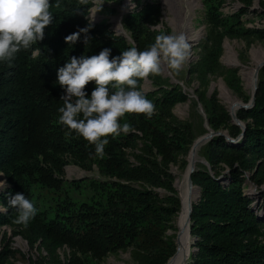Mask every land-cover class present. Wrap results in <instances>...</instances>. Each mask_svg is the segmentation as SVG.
<instances>
[{
    "label": "trees",
    "instance_id": "16d2710c",
    "mask_svg": "<svg viewBox=\"0 0 264 264\" xmlns=\"http://www.w3.org/2000/svg\"><path fill=\"white\" fill-rule=\"evenodd\" d=\"M224 1L216 0L213 11L208 13L210 29L200 45L199 59L190 68L199 75L225 67L219 58L222 39L227 34L264 35L261 29L243 26L240 20L253 0H241L244 8L223 18L217 7ZM50 2L55 18L46 27L44 39L33 45V49H40L39 55L33 59V49L22 50L10 63L0 62V173L8 182L0 190V226L19 227L16 233L31 246L41 242L48 252L67 245L89 255L91 264H98L108 253L127 248L137 264H164L176 249L175 233L166 231L175 229L172 220L181 210L171 167H186V156L196 133L191 121L175 125L165 120L166 116L175 120L171 108L185 101L187 94L179 84L169 83L160 74L148 77L154 88L144 92L156 106L153 117L129 114L128 122L136 131L108 138L105 155L98 161L115 179L92 182L100 198L59 204L52 216L38 211L27 228L12 223L14 211L7 204L8 193L20 192L33 201V182L60 187L64 154L85 159L95 153L94 146L74 132L67 134L68 130L58 123V108L63 104L60 97L64 94L56 82L58 69L72 56L90 57L111 48L112 58L132 46L124 35L110 28L109 22L88 21L92 0L86 5L80 0ZM158 13V5L147 1L140 9L127 11L123 18L140 50L159 34L146 27ZM84 28H89L87 44L84 32H80L76 43H66V36ZM224 73L228 85L239 91L237 69L225 67ZM95 87V81L86 86L89 97ZM197 96L212 129H232L233 137L242 133V128L230 122L228 111L207 96L205 88ZM236 115L245 123L240 138L227 142L223 135H213L200 146L206 163L197 164L191 172L192 183L199 187L200 195L192 202L190 234L195 238V250L190 252L186 264H264V219L254 209L253 199L244 192L242 175L251 163L264 159V64L258 71L253 105L241 107ZM133 147L136 149L131 151V160L126 149ZM222 161L229 167L225 182L217 168ZM256 176L257 182L264 180V166L258 168ZM155 188H162L167 194L161 196ZM262 195L264 213V192ZM6 246L0 251V264L6 259Z\"/></svg>",
    "mask_w": 264,
    "mask_h": 264
},
{
    "label": "rangeland",
    "instance_id": "374dc122",
    "mask_svg": "<svg viewBox=\"0 0 264 264\" xmlns=\"http://www.w3.org/2000/svg\"><path fill=\"white\" fill-rule=\"evenodd\" d=\"M147 1L153 2L158 5L159 13L155 18L146 23V27L150 30H156L159 34L164 32L166 34L180 33L183 32L187 39L190 34L197 33V37L188 39L191 49L190 55L186 60L183 68L178 73L169 69L166 64H162L160 75L163 78H167L171 84H179L187 94V99L183 102L176 103L172 108L171 112L175 116L174 121H170L166 116V121L178 125L183 121H191L193 123V130L196 133L194 140L202 134H207L210 131L206 128L209 126L207 121L206 110L200 100L198 99V91L205 88L207 96H212L214 100L220 103L229 113L230 122L242 127L240 123H236L232 120L231 111L234 105H237L238 101L241 104L237 106L235 112L242 107V103L248 102L251 91L247 89L245 82V74H253L252 81L255 78V61L257 58L264 56V35L256 33L253 35H236L234 32L227 34L222 39L221 43V54L220 64L228 68H236L237 74L240 78L241 89L239 91L234 90L228 85L224 68L216 70L211 74L199 75L197 72L192 71L190 68L199 59L200 45L204 42L207 37L208 30L210 29V22L208 19V13L213 11V7L216 5V0H200L195 8L194 13L191 16L192 29L191 31L185 30L181 27L179 21L180 17L178 14L177 0H103V6L101 9L98 6L92 4L88 10L87 19L90 23H96L100 21H106L110 23V28L115 32L117 28V22L114 20L115 17H119L122 27L125 32H115L116 34H126L130 39H127L132 46H136L132 39L130 32L125 28L123 18L127 11L131 9H140ZM244 8V3L241 0H225L222 5L217 7V12L221 13L223 18L236 13ZM197 9V10H196ZM240 20L242 25L251 28L261 29L264 33V0H253L251 5L248 6L247 10L241 15ZM228 24V23H227ZM234 25V24H233ZM236 25V24H235ZM227 25L223 28L225 30ZM190 33V34H189ZM231 46V52L236 60L234 64L227 62L226 58V46ZM154 85L152 80L147 78L141 83V90L147 92L152 90ZM236 114V113H235ZM165 117L164 114H161ZM237 119L245 124L243 120ZM129 121V116L126 115L122 122ZM205 128L206 131H201V128ZM214 130V129H213ZM223 135L227 142H236L241 134L232 136L233 130L225 127H221L218 130ZM109 138V137H108ZM196 140V141H197ZM193 144V142H192ZM191 144V145H192ZM191 150L193 147H191ZM189 148V150H190ZM136 147L127 148L126 152L132 160L131 151L135 150ZM188 150V153H189ZM191 152V151H190ZM94 153V152H93ZM189 154L186 159L188 162ZM65 164L63 166V173L60 175V187L55 188L51 186H45L40 182H33L31 184L32 199L33 203L38 208V211H45L49 216L53 215V212L57 205L66 203H81L90 202L93 199L100 198V192L94 188L93 181H111L114 176L107 174L104 168L99 164V157L92 154L91 157L81 159L77 155L66 153L63 155ZM198 163H206L204 158L200 155ZM236 164V163H235ZM264 166V159L259 158L255 163H251V166L246 167L242 170L244 176V192L253 199V207L257 213L264 219V213L261 208L262 204V193L264 192V180L257 182L256 172L259 167ZM172 172L175 174L174 187L177 194L182 196L183 188L189 187L188 180L183 181L179 184V178L185 175L187 169L179 168L178 165H172ZM195 168V167H194ZM222 171L220 178L225 182L227 180V174L229 167L226 162H220L217 166ZM183 174V175H182ZM187 183V184H186ZM134 185L138 186V183ZM8 186L6 178L0 173V190L5 189ZM155 192L159 195L164 196L167 191L162 188H155ZM197 199V198H196ZM194 199L193 201H195ZM182 209V204L180 202ZM0 209L2 206L0 204ZM180 210V209H179ZM181 211V210H180ZM180 212L176 213L173 217L172 223L175 229H168L166 233H175L176 231L179 236V228L177 226V218ZM19 227L14 225H1L0 226V251L2 247L7 245L5 252L6 259L3 264H91L92 260L89 255L74 251L71 247L63 245L58 247L51 252L45 248L41 242H37L31 246L26 238L20 233H16ZM191 235L188 232V237ZM193 240V236L191 235ZM179 240V238H178ZM191 243V251L193 250ZM179 251V248H178ZM178 254V252H177ZM190 255V253H189ZM45 256V258H43ZM186 262L190 261L189 257ZM185 262V263H186ZM98 264H137L132 258L130 248L120 249L116 252L108 253Z\"/></svg>",
    "mask_w": 264,
    "mask_h": 264
},
{
    "label": "clouds",
    "instance_id": "9594fccd",
    "mask_svg": "<svg viewBox=\"0 0 264 264\" xmlns=\"http://www.w3.org/2000/svg\"><path fill=\"white\" fill-rule=\"evenodd\" d=\"M80 3L86 5L88 0H80ZM92 3L99 9L104 4L103 0H92ZM52 7L50 0H0V62L10 63L22 50L33 49V45L44 39L46 27L55 18ZM56 7H59L58 2ZM121 26L118 25L115 32ZM89 28L66 36V43H76L80 32H84L87 44ZM190 49L183 32H160L144 50L131 46L112 58L111 48L90 57L72 56L57 71L56 82L64 90L58 123L68 130L67 134L74 132L94 146L95 155L102 159L109 144L108 137L136 131L131 123L122 122L126 115H144L150 119L156 113L155 104L140 89V82L159 75L162 64L178 73ZM39 52V48L33 49L32 58ZM92 81L96 87L89 97L85 88ZM7 204L14 211L12 223L25 228L38 214L33 201L20 192L8 193Z\"/></svg>",
    "mask_w": 264,
    "mask_h": 264
},
{
    "label": "bare ground",
    "instance_id": "6f19581e",
    "mask_svg": "<svg viewBox=\"0 0 264 264\" xmlns=\"http://www.w3.org/2000/svg\"><path fill=\"white\" fill-rule=\"evenodd\" d=\"M199 1L200 0H177L178 14L180 17L179 21L181 23L180 25L185 30L191 31L193 27L191 16L194 13L195 8L198 5ZM114 20L117 22V26L121 24V22H119L118 16L115 17ZM119 31L125 32L122 26L119 29ZM197 35H198L197 33L190 34L188 39L197 37ZM225 50H226L227 62L230 64H234L236 60L234 59L232 55L231 46L227 45ZM263 61H264V56H261L260 58L256 59L255 65L259 66ZM252 78H253V74L251 73L245 74L246 87L251 92L254 89V85L256 82V75L253 81H252ZM239 104H241V101H238L237 105H234L232 111L233 110L235 111V109L237 108ZM208 131L211 132L209 128H208ZM210 132L200 136L198 138L199 140L196 139L197 141L196 140L194 141L192 145L193 148L192 150L190 149L191 152L189 151L190 155H189L188 164L186 167L187 171L185 175L182 174L183 176L179 178L178 180L179 184L183 183L184 180L185 181L188 180V173L190 169L194 168L197 165L196 163H198L197 161L199 158L200 146L203 144V141L207 138V135H209ZM188 184H189V187L183 188V194L182 196L180 195L182 209L180 211L179 217L177 218L178 219L177 226L179 228V236L177 233V251L175 255H173L166 264H185L186 260H188L187 258L189 257V253L191 251L192 239L190 238L192 237L191 235H189L190 238L188 237V232H189L188 211H189L191 202L194 199L198 198L199 196V187L194 184H190L189 180H188ZM178 248H179V251H178Z\"/></svg>",
    "mask_w": 264,
    "mask_h": 264
},
{
    "label": "water",
    "instance_id": "95a60500",
    "mask_svg": "<svg viewBox=\"0 0 264 264\" xmlns=\"http://www.w3.org/2000/svg\"><path fill=\"white\" fill-rule=\"evenodd\" d=\"M125 37H126V39H130L125 33L123 34ZM264 64V61L259 65V66H257L256 67V71H255V74H256V82H255V85H254V89H253V91L251 92V96H250V98H249V100H248V102H244V103H242V107H249V106H251V105H253V102H254V95H255V89H256V86H257V79H258V71H259V68L262 66ZM231 111V115H232V120L234 121V122H236V123H240L241 125H242V133H241V135L243 134V130H244V128H245V124H242L238 119H237V117H236V114H235V111L233 110H230ZM206 128L208 129H210L211 130V132H210V134L209 135H207V138L203 141V143H205L206 141H208L209 139H211V137L213 136V135H215V134H221V132L220 131H215V130H213L210 126H208V125H206ZM203 135V134H202ZM195 141V140H194ZM193 141V142H194ZM192 146V145H191ZM206 162V161H205ZM188 163V162H187ZM186 167H187V165H186ZM186 167H185V169H186ZM194 168H192V169H190V171H189V173H188V180H189V182H190V184H193L192 183V180H191V172H192V170H193ZM199 191H200V189H199ZM200 195V194H199ZM199 197V196H198ZM179 198H180V202H181V196H180V194H179ZM198 199V198H197ZM193 202V201H192ZM192 202H191V204H190V208H189V211H188V222H189V233H190V212H191V209H192ZM195 241V238H194V236H193V240H192V242H194ZM175 243H176V249H175V251H174V253L168 258V260L173 256V255H175V253H176V251H177V231H176V236H175ZM195 250V247L193 248V250L192 251H194ZM167 260V261H168ZM167 261L164 263V264H166L167 263ZM187 263V262H186ZM185 263V264H186Z\"/></svg>",
    "mask_w": 264,
    "mask_h": 264
}]
</instances>
